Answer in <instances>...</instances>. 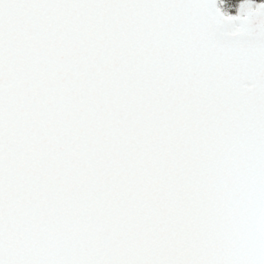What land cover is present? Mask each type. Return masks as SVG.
Masks as SVG:
<instances>
[{"label": "snow or ice", "instance_id": "obj_1", "mask_svg": "<svg viewBox=\"0 0 264 264\" xmlns=\"http://www.w3.org/2000/svg\"><path fill=\"white\" fill-rule=\"evenodd\" d=\"M0 0V264H264V2Z\"/></svg>", "mask_w": 264, "mask_h": 264}, {"label": "rangeland", "instance_id": "obj_2", "mask_svg": "<svg viewBox=\"0 0 264 264\" xmlns=\"http://www.w3.org/2000/svg\"><path fill=\"white\" fill-rule=\"evenodd\" d=\"M230 4L233 7L230 9L231 14L236 13L238 5L242 2V0H229ZM256 3L264 2V0H255Z\"/></svg>", "mask_w": 264, "mask_h": 264}]
</instances>
